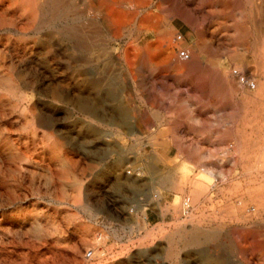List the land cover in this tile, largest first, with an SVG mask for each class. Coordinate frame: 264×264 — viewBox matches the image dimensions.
Returning <instances> with one entry per match:
<instances>
[{"label":"rangeland","instance_id":"obj_1","mask_svg":"<svg viewBox=\"0 0 264 264\" xmlns=\"http://www.w3.org/2000/svg\"><path fill=\"white\" fill-rule=\"evenodd\" d=\"M211 1L143 0L145 6L150 3V14L142 15L127 9L132 0H61L66 14L53 25L45 19L41 0H0V264H260L255 249L241 251L232 232L239 227L243 238L264 250V113L251 106L236 116L233 126L227 125L232 117L216 114L227 105L221 95L208 91L214 75L210 74L216 71L208 66L241 64L255 69L262 64L264 0H238L235 12L245 18L232 27L222 26L225 13L209 11ZM208 12L215 22L213 30H224L228 45L217 54L232 58L229 66L218 59L211 63L199 59L179 71L165 58L164 49H151L158 39L155 31H164L168 22L175 26L171 37L184 35L176 25L188 30L186 23L199 39ZM75 15L81 17L74 23L77 36L70 37L63 29ZM230 30L244 33L233 39ZM152 36L155 40H147ZM184 38L175 51L192 48L183 46L190 41ZM249 51L253 62L238 61ZM206 67L210 72H204ZM167 70L179 76L188 96L178 95L179 87L169 96L159 86L145 88L144 73L161 75ZM225 91L238 100L232 87ZM211 94L219 100L213 118L225 121L219 124L229 126L232 140L195 143L178 136L166 140L163 133L168 128L156 126L161 114L155 109L197 105ZM153 96L160 101L153 103ZM170 97L176 100L170 102ZM117 106L126 112V127L132 133L123 130ZM202 116L197 122L206 120ZM152 117L155 125L147 122ZM235 136L240 138L241 154L230 160L233 150L222 154L217 144L231 146ZM180 164L189 169L188 180L200 168H211L217 177L230 175L235 181L218 180L219 190H209L189 217L181 216V198L171 188L172 181L182 178ZM156 192L163 199L159 203L150 199ZM239 199L245 201L246 220L232 215ZM165 206L168 211L162 215L159 208ZM180 226L177 237L174 232Z\"/></svg>","mask_w":264,"mask_h":264},{"label":"bare ground","instance_id":"obj_2","mask_svg":"<svg viewBox=\"0 0 264 264\" xmlns=\"http://www.w3.org/2000/svg\"><path fill=\"white\" fill-rule=\"evenodd\" d=\"M123 1V0H122ZM260 1V0H259ZM263 1V0H262ZM28 2V1H27ZM255 2V1H254ZM261 2V1H260ZM259 2V3H260ZM34 3V2H33ZM64 3V2H63ZM63 3L61 2V0H41V4L45 6V11H44V16H45V19H47L48 17V20L49 22H55L57 19H59L61 16H63V14H66L65 11H63L61 8L63 6ZM251 3V1H250ZM264 3V1H263ZM32 4V3H31ZM125 4V3H124ZM152 4V3H151ZM9 5V4H8ZM186 5V4H185ZM205 5V4H204ZM244 5V4H243ZM246 5V4H245ZM36 6V5H35ZM114 6V5H113ZM116 6V5H115ZM124 6V5H123ZM149 6H150V3H149ZM149 6L148 5H144L143 3V0H132V3L129 4L127 6V9L128 8H131V9H137L138 10V13L140 14H147L149 12ZM261 6V5H260ZM104 7V6H102ZM125 7V6H124ZM189 7V6H188ZM209 11L212 10L213 12L216 13H225V15H227V17H224L222 19V26H226V27H232L234 25H236L237 23H240L242 22V20L245 18V16L243 15L242 12H235L236 9L238 8V0H214V1H211V3L208 4V6H206ZM246 7V6H245ZM262 7V6H261ZM66 8V7H65ZM113 8V7H112ZM180 8V7H179ZM68 9V8H67ZM207 9V10H208ZM6 10V9H5ZM4 10V11H5ZM71 10V9H70ZM75 10V9H74ZM254 11V9H253ZM257 11V10H255ZM38 12V11H37ZM125 12V11H124ZM70 14V13H69ZM150 14V13H148ZM256 15V14H255ZM117 16V15H116ZM173 16V15H172ZM171 17V16H170ZM191 17V16H190ZM253 17V16H252ZM259 17V16H258ZM262 17V16H261ZM260 17V18H261ZM81 17H79L78 15H75L71 18L72 20V23H68L64 29H63V33L70 36V37H75L77 36V31L75 29V26H74V23L76 21H78ZM132 18V17H131ZM140 19V18H139ZM256 19V18H255ZM82 20V19H81ZM165 20V19H164ZM168 20V19H167ZM183 20L186 21V22H190V21H187L186 17H183ZM218 20V19H217ZM247 20V19H246ZM66 21V20H65ZM136 21V19H135ZM253 21V19H252ZM58 22V21H57ZM130 22V21H129ZM134 22V21H133ZM167 23V22H166ZM165 23V24H166ZM215 23V22H214ZM132 24V23H131ZM136 24V23H135ZM141 24V23H140ZM163 24V23H162ZM217 24V23H216ZM258 25V23H256ZM255 24V25H256ZM33 25V24H32ZM54 25V24H53ZM263 25V24H262ZM134 26V25H133ZM137 26V25H136ZM165 26V25H164ZM242 26V25H241ZM245 26V25H244ZM260 26V25H259ZM149 27V26H148ZM247 27V26H246ZM1 28V27H0ZM45 28V27H44ZM152 28V27H151ZM164 28V27H163ZM219 29V27H217ZM222 28V27H221ZM234 28V27H233ZM264 28V27H263ZM153 29V28H152ZM245 29V28H244ZM262 29V28H261ZM260 29V30H261ZM137 30V29H136ZM135 30V31H136ZM175 30V26L173 25L172 22H168L166 24V28L164 31H161V30H156L155 31V36L158 38L157 39V42H156V45L151 48L152 50H156L157 51H160L162 49H164V51L162 52L163 55H165V58H168L170 59V61L172 62V65L174 67V69L176 70H185L186 68H189L191 67L193 64L196 63V61L199 60V53H202V52H206V48H207V45H206V42L208 41H205L204 38H203V33L201 32L200 33V40L199 42L197 43L196 45V48L192 47V48H189L188 51L185 53H187V58H183L180 56L179 52H180V49H178L177 51H175V49H177V47H179L180 43L183 42L186 38H184V35H182L181 33H176L174 36L171 37V34H173ZM217 30V29H216ZM246 30V29H245ZM250 30V29H249ZM248 30V31H249ZM132 31V30H131ZM135 31H132L133 33ZM214 31V30H213ZM224 31V30H223ZM231 31V30H230ZM264 31V30H262ZM4 32V31H3ZM6 32V31H5ZM8 32V31H7ZM215 32V31H214ZM228 32V31H227ZM229 33V32H228ZM244 33V32H243ZM243 33H238L236 30L235 31H231L230 34L228 35L230 38L233 37V39H237L241 36V34ZM250 33V32H249ZM128 34V33H127ZM135 34V33H134ZM264 34V33H263ZM129 35V34H128ZM132 36V35H131ZM139 36V35H138ZM218 36V35H217ZM133 37V36H132ZM221 37V36H220ZM227 37V38H229ZM124 38V37H123ZM130 38V37H128ZM134 38V37H133ZM218 38V37H217ZM115 39V38H114ZM119 39V38H118ZM136 40V39H135ZM155 40V38H154ZM163 40V43H161ZM247 40V39H246ZM260 40V39H259ZM128 41V40H127ZM152 41V40H151ZM214 41V40H213ZM229 41V40H228ZM258 41V40H257ZM46 42V41H45ZM135 42V41H134ZM149 43V42H148ZM152 43V42H151ZM49 44V43H48ZM126 44V43H125ZM129 45V44H128ZM133 45V44H132ZM161 45L163 48H161ZM228 45V44H227ZM226 45V46H227ZM259 45V44H258ZM138 46V45H137ZM153 46V45H152ZM125 47V46H124ZM133 47V46H132ZM210 47V46H209ZM229 47V46H228ZM251 47V46H250ZM262 53H264V42H262ZM45 48V47H44ZM140 48V47H139ZM146 48H148L146 46ZM236 48V47H235ZM238 48V47H237ZM124 49V48H123ZM138 49V48H136ZM143 49V48H142ZM149 49V48H148ZM146 49V50H148ZM261 49V48H260ZM133 50V48H132ZM220 50V49H219ZM218 50V51H219ZM251 50V49H250ZM48 51V50H47ZM106 51V50H105ZM124 51V50H123ZM217 51V53H218ZM254 51V50H253ZM92 52V51H91ZM133 52V51H132ZM139 52V50H138ZM153 52V51H152ZM176 52L178 54H176ZM216 52V51H215ZM229 52V51H228ZM250 52V51H249ZM46 53V52H45ZM129 53V52H128ZM160 53V52H159ZM235 53V52H234ZM233 53V54H234ZM254 53V52H253ZM136 54V53H135ZM154 54H157V53H154ZM221 54V53H219ZM247 54V53H246ZM261 54V53H259ZM120 55V54H119ZM162 55V54H161ZM176 55V56H175ZM224 55V56H223ZM135 56V55H134ZM150 56V55H149ZM152 56V55H151ZM225 53H222L220 55V57H218L217 59L221 61V57H225ZM229 56V55H228ZM232 56V55H231ZM155 58H157L156 56H154ZM159 57V56H158ZM255 57V56H254ZM257 57V56H256ZM259 57V56H258ZM151 58V57H150ZM122 59V58H121ZM232 59V58H231ZM89 60V59H88ZM125 60V59H123ZM127 60H128V56H127ZM148 60V59H147ZM159 60V59H158ZM69 61V60H68ZM189 61V63H188ZM258 60H256L257 62ZM262 62V64L258 67H256L255 69H252V68H249L247 67L246 65H241V64H238V65H233L231 67H222L221 65H211L209 64L208 67L212 68L214 67V69L216 70L215 73H212L210 75H213V79L212 81H210V88L208 89V91L212 92V93H215V94H219L221 95V101H224L225 104L227 105V108L224 109V111L221 110H218L216 111V114L217 116H222V115H228V116H231L232 119H229V121H227V125H232L235 123V119H236V116L238 114H240L241 112L243 111H246L248 109H250L251 106H253V110H256L257 113H264L262 112L264 110V56L263 58L260 60ZM255 62V63H256ZM127 63V62H126ZM152 63V62H151ZM185 63V64H184ZM221 63V62H219ZM233 63V62H232ZM73 64V63H72ZM258 65V63H256ZM252 65V64H251ZM72 66V65H71ZM150 66V65H149ZM153 66V65H151ZM159 66V65H158ZM202 67V66H201ZM143 68V67H142ZM147 68V67H146ZM207 68V67H206ZM156 69V68H155ZM208 69V68H207ZM161 71V70H160ZM205 76V75H204ZM210 78V77H209ZM211 79V78H210ZM188 84L189 86L190 85H193V80L192 78L189 79L188 81ZM254 85L252 88H251V85ZM187 85V83L185 84ZM193 87V86H192ZM228 87H232V89L234 90V94H237L239 97H238V100H236V98L234 97V95L231 94V92H227L225 91ZM196 89V88H195ZM61 92V91H60ZM78 92V91H77ZM81 93V92H80ZM97 94V93H96ZM113 94V92H112ZM223 94V95H222ZM74 95V94H73ZM102 95V94H101ZM72 96V94H71ZM111 96V95H110ZM50 97V96H49ZM94 98H96L94 96ZM178 98V96H177ZM182 98V97H181ZM184 98V97H183ZM111 99V98H110ZM52 100V99H51ZM50 100V101H51ZM57 100V99H56ZM80 100V99H79ZM78 100V101H79ZM151 100L153 103H156L158 101H160V99H158L157 97L153 96L151 97ZM170 102H173L175 101L176 99L173 98V97H170L169 98ZM185 100V98H184ZM187 100V99H186ZM76 101V100H75ZM196 101V100H195ZM219 101V100H218ZM64 102V101H63ZM98 102V101H97ZM57 103V102H56ZM67 103V102H66ZM84 103V102H83ZM189 103V102H188ZM192 103V102H191ZM58 104V103H57ZM91 104V103H90ZM94 104V103H93ZM196 104V103H195ZM69 105V104H68ZM217 105V104H216ZM221 105V104H220ZM56 106V105H55ZM71 106V105H70ZM94 107V106H93ZM119 110H121V116H122V122H120V124L122 125V128L123 130L125 129L126 133H132L129 131V129H127V121H126V112L123 111L119 106H117ZM75 108V107H74ZM52 109V108H51ZM105 109V108H104ZM74 110V109H73ZM92 110V109H91ZM217 110V109H216ZM67 111V110H66ZM98 111V110H97ZM53 112V110H52ZM69 112V111H68ZM99 112V111H98ZM199 112V111H198ZM195 111V113L193 114V118H195L196 121L198 120H201V118L203 117L202 116V112L201 113H198ZM55 113V112H54ZM77 113V112H76ZM94 113V112H93ZM104 113V112H103ZM256 113V112H255ZM100 114V113H99ZM105 115V114H104ZM264 115V114H263ZM114 116V115H113ZM111 116L110 120H113L114 117ZM214 116V115H213ZM216 116V115H215ZM223 117V116H222ZM56 118V117H55ZM241 118V117H240ZM256 118V117H255ZM260 118V117H259ZM52 119V118H51ZM50 119V120H51ZM82 119V118H81ZM96 120V119H95ZM109 121V120H108ZM116 121V120H114ZM113 121V122H114ZM207 121V120H206ZM216 122L218 123H222V122H225L223 121L222 119H219L218 120H215ZM263 121V120H262ZM45 122V121H44ZM51 122V121H50ZM37 123V122H36ZM117 123V122H116ZM48 124V123H47ZM55 124V123H54ZM118 124V123H117ZM224 124V123H223ZM91 125V124H89ZM94 125V124H93ZM103 127V126H102ZM56 129V128H55ZM106 129V128H105ZM243 129V128H242ZM261 129V128H260ZM102 130V128L100 129ZM264 130V129H263ZM124 131V132H125ZM233 132V131H232ZM134 133V132H133ZM239 133V132H238ZM102 138V137H101ZM105 138V137H104ZM115 138V137H114ZM137 139V138H136ZM264 139V138H263ZM239 140L240 138L238 136H235L234 137V141H233V145L231 146H227L226 143H222L223 141H220L218 144H217V149L222 153V154H226L228 153V150H233L232 153L229 155V159L230 160H234L238 154H241V149L239 147ZM136 142V141H135ZM263 142V141H262ZM137 143V142H136ZM196 143V141H195ZM264 143V142H263ZM263 146V144H262ZM112 147V146H111ZM185 147V145H184ZM231 147V148H230ZM264 147V146H263ZM113 148V147H112ZM117 149V148H115ZM260 149V148H259ZM245 150V148H244ZM178 151V150H177ZM191 151V150H190ZM261 151V150H260ZM119 152V151H117ZM123 152V151H122ZM198 152V150H197ZM166 153V152H165ZM155 155V154H154ZM153 155V156H154ZM161 156V154H160ZM168 156V155H167ZM168 158V157H167ZM202 158V157H201ZM209 158V157H208ZM260 158V156H259ZM264 158V157H262ZM155 159V157H154ZM163 160V159H162ZM205 160V159H204ZM221 160V159H220ZM229 160V161H230ZM258 160V159H256ZM264 160V159H263ZM212 161V160H211ZM228 161V162H229ZM252 161V160H251ZM255 161V159H254ZM253 161V162H254ZM152 162V161H151ZM174 162V161H173ZM172 162V163H173ZM202 162V161H201ZM204 162V161H203ZM208 162V161H207ZM205 163V162H204ZM222 163V162H221ZM122 164V163H121ZM150 164V163H149ZM209 164V163H208ZM169 165V164H168ZM255 165V164H254ZM119 166V165H118ZM179 166V169L182 171V178L180 180H176V181H172L171 182V188L174 189L175 191H178L177 193V197L178 198H181V205H180V208H179V212L181 214V216H185V217H189L191 215V212L193 211V209H195L196 207H198L202 202H204L205 199H207L208 197V192L209 190H219V187H218V180L221 181V182H234L235 181V178L232 177L231 179L224 176V175H220V177H217L216 176V172L211 169V168H200V170L198 171V173H196L194 175V177L191 179V180H188L189 178H187V172H188V168L187 166L185 165H178ZM214 166V165H213ZM217 166L219 167V165L217 164ZM221 166V165H220ZM263 166V165H262ZM261 166V167H262ZM152 167V166H151ZM210 167V166H209ZM217 167V168H218ZM257 168L256 166H253V168ZM168 168V167H167ZM260 168V167H258ZM153 169V168H152ZM263 169V168H262ZM138 170V169H137ZM215 170H218L215 168ZM254 170V169H253ZM119 171V170H118ZM132 171V170H131ZM251 171V170H250ZM255 171V170H254ZM137 172V171H136ZM165 172V171H163ZM243 172V171H242ZM244 172L246 173V171L244 170ZM248 172V171H247ZM176 173V172H174ZM173 174V173H172ZM181 174V173H180ZM244 174V173H243ZM137 176H141L140 174V171H138L136 173ZM135 175V176H136ZM259 175V174H258ZM247 177V176H246ZM255 177H257L255 175ZM259 177V176H258ZM136 178V177H135ZM162 178V177H161ZM137 180V179H136ZM156 180V179H155ZM119 181V180H118ZM258 182V181H257ZM128 183V182H127ZM159 183V182H158ZM238 184V183H237ZM236 184V185H237ZM235 185V186H236ZM153 186V185H152ZM158 186V185H157ZM263 186V185H262ZM162 188V187H160ZM166 188V187H165ZM253 188V187H252ZM259 188V187H258ZM264 188V187H263ZM167 189V188H166ZM223 189V188H222ZM235 189V188H233ZM251 189V188H250ZM257 189V188H256ZM260 189V188H259ZM168 190V189H167ZM222 191V190H221ZM227 191V190H226ZM229 191V190H228ZM252 191V190H251ZM264 191V190H263ZM160 192V191H159ZM173 192V191H172ZM216 192V191H215ZM232 193H234L233 191H231ZM247 192V191H246ZM254 192V191H253ZM152 193V192H151ZM187 193V194H185ZM264 193V192H263ZM164 194V192H163ZM181 194V195H180ZM185 194V196H183ZM244 194V193H243ZM246 194V193H245ZM223 195V194H222ZM225 195V194H224ZM229 195V194H228ZM233 195V194H232ZM238 195V194H237ZM250 196V195H249ZM149 197V196H148ZM237 197V196H235ZM261 197V196H260ZM259 197V198H260ZM248 198V197H247ZM148 199V198H147ZM151 200L155 201L156 203H159L160 200L162 199V196L160 193H157L155 195H153L151 198ZM261 199V198H260ZM163 200V199H162ZM211 200V199H210ZM232 200V199H231ZM258 200V199H257ZM264 200V199H263ZM249 201V200H248ZM213 202V201H212ZM255 202V201H254ZM253 202V205H255ZM233 203V202H232ZM245 201L244 199H239L237 201V205L236 207L234 206V209L232 210V215H235L237 216L238 218H241L243 220H246L247 218V213H246V209L243 207ZM262 203V202H261ZM178 204V203H177ZM204 204V203H203ZM202 204V205H203ZM250 204V203H248ZM252 205V204H251ZM252 205V206H253ZM259 205V204H258ZM173 206V205H172ZM175 206V205H174ZM178 206V205H176ZM219 206V205H218ZM261 206V204H260ZM259 206V207H260ZM169 207V205H168ZM168 207L165 206V207H160L159 210H160V213L162 215H164L167 211H168ZM195 207V208H194ZM264 207V206H262ZM172 208V207H171ZM252 208V207H251ZM249 208V212H250V209ZM201 209V208H200ZM158 210V211H159ZM196 210V209H195ZM194 210V211H195ZM204 210V209H203ZM216 212V210H215ZM251 213V212H250ZM169 214V213H168ZM172 214V213H171ZM178 214V213H176ZM179 214V216H180ZM194 214V213H193ZM192 214V216H193ZM202 214V213H201ZM259 214V213H258ZM195 215V214H194ZM197 215V214H196ZM215 215V214H214ZM228 215V214H227ZM226 215V216H227ZM231 214H229L230 216ZM253 215V214H251ZM199 216V214H198ZM249 217V216H248ZM253 217V216H252ZM256 217H258L256 215ZM260 217V216H259ZM236 218V217H235ZM234 218V219H235ZM264 218V217H263ZM250 219V218H248ZM257 219V218H256ZM179 220H181L179 218ZM178 220V221H179ZM192 220V218H191ZM250 221V220H249ZM174 222V221H173ZM176 222V221H175ZM180 222V221H179ZM184 222V221H183ZM198 222V221H196ZM191 223V222H190ZM193 223V221H192ZM162 224H164L162 222ZM181 224V223H179ZM175 225V224H173ZM196 225V224H195ZM159 226V225H158ZM157 226V227H158ZM161 226V225H160ZM198 226V225H196ZM200 226V225H199ZM187 227V226H186ZM193 227V226H192ZM220 227V226H219ZM181 228L180 227H177V231L174 232L175 235L178 234L179 232V229ZM191 228V227H190ZM196 228V227H195ZM223 228V227H222ZM241 228V227H240ZM251 228V227H250ZM254 228V227H253ZM160 229V228H159ZM165 229V228H163ZM182 229V228H181ZM192 229V228H191ZM211 229V228H210ZM239 227H235L233 228V232H232V237L235 241H238L239 244H240V249L241 251L247 253L251 250H254L258 253L257 257H258V260L260 261V264H264V250L260 247V245H253L251 244L250 242L247 241L246 238H243L242 235L240 234V232L238 231ZM257 229V228H256ZM259 229V228H258ZM262 229V228H261ZM264 229V228H263ZM240 230V229H239ZM150 231V230H149ZM163 231V230H162ZM147 232V231H146ZM152 232V230H151ZM199 232V231H198ZM203 232V230L201 231ZM248 232V231H247ZM261 232V231H260ZM181 233V232H180ZM193 233V232H192ZM197 233V232H196ZM250 233V232H249ZM256 233V232H255ZM262 233V232H261ZM167 234V233H164V235ZM189 234V233H188ZM186 234V236L188 235ZM194 234V233H193ZM215 234V233H214ZM220 234V233H219ZM254 234V233H253ZM146 236L147 235H150V233L147 232V234H145ZM181 235V234H180ZM191 235V234H190ZM212 236V235H210ZM219 236V235H218ZM161 237V236H160ZM178 237V235H177ZM192 238V237H191ZM209 238V237H208ZM216 238V237H215ZM167 239V237H166ZM177 239V238H176ZM179 239V238H178ZM152 240V238H151ZM188 240V239H187ZM179 241V240H178ZM207 241V239H206ZM165 242V241H164ZM263 242V241H262ZM152 243V241H151ZM181 243V242H180ZM172 244V243H171ZM198 244V243H197ZM185 245V244H184ZM203 245V244H202ZM205 245V244H204ZM207 245V244H206ZM205 245V246H206ZM166 246V245H165ZM192 246V245H191ZM153 247V246H152ZM168 247V246H167ZM190 247V246H188ZM208 247V246H207ZM149 248V247H148ZM184 248V247H183ZM186 248V247H185ZM231 248V246H230ZM147 249V248H146ZM164 249V248H163ZM178 250V249H177ZM176 250V251H177ZM175 251V252H176ZM168 255V254H167ZM178 255V254H177ZM251 255V254H250ZM164 257V256H163ZM175 257V256H174ZM248 257V256H246ZM167 259V258H165ZM179 259V258H178ZM218 259V258H217ZM170 260V259H169ZM183 260V259H182ZM247 260H249V258H247ZM246 260V261H247ZM256 260V261H258ZM151 261V260H150ZM166 261V260H165ZM217 261V260H216ZM244 261V260H243ZM169 262V261H168ZM171 262V261H170ZM174 262V261H173ZM177 262V261H175ZM218 262V261H217Z\"/></svg>","mask_w":264,"mask_h":264},{"label":"crops","instance_id":"obj_3","mask_svg":"<svg viewBox=\"0 0 264 264\" xmlns=\"http://www.w3.org/2000/svg\"><path fill=\"white\" fill-rule=\"evenodd\" d=\"M207 15V26L204 29L203 38L205 41H209L206 42V52L199 53V59L202 63H211L217 61V56H219V54H217V51L221 46L224 47L226 45V41H223V39H225L224 33H222L223 31H212L214 27V19L211 13L208 12ZM185 25L188 27V30H184L183 28H181V26L176 25L178 31L183 32L186 37L190 38V41L185 42L183 46L189 45L196 48V45L199 42L198 33L191 26L187 25L186 23ZM151 39H154V37L152 36L147 38V40L149 41ZM254 60L255 58L252 56V53L249 52L238 61L243 63L253 62ZM221 61L223 63V66H229L232 62L231 59H228L226 57H221ZM204 72H210V70L206 69ZM144 74L145 75H143V78L145 77L147 80H144L143 83L145 85V88H147L148 90L149 88H151V86H159V88L164 89L165 92L163 93H166L167 96H169L170 94H173V92L169 91L176 89L177 87L181 89L183 88L181 86L182 82H180L179 76L173 75L170 70L165 71L161 75H151L148 71ZM156 92H159L161 94L160 91ZM156 92L147 91V93ZM188 94L189 93L182 89V93L178 95L188 96ZM214 96L215 95L213 94L207 96V99L205 101H202L197 105L175 104V107L172 104H168V106L164 107L163 109L161 105H159V107H157L158 109L155 110H158L160 112L161 122L156 126L168 128L164 130L163 133L166 140H171L172 136H178L184 141H200L206 143H214L222 138H225V140H232V132L230 133L229 126L228 128L223 127L213 118V112L215 110L214 105L218 101V97L215 101ZM166 101L167 97L164 98V102ZM195 111L202 112L207 121L204 120L201 122H197L194 118H192L191 114ZM147 118H149V116ZM147 122H149L151 125H155L154 118L152 122L149 119ZM243 130L245 131V133L248 132L245 127H243ZM237 169L240 170L239 166H237Z\"/></svg>","mask_w":264,"mask_h":264},{"label":"built area","instance_id":"obj_4","mask_svg":"<svg viewBox=\"0 0 264 264\" xmlns=\"http://www.w3.org/2000/svg\"><path fill=\"white\" fill-rule=\"evenodd\" d=\"M180 56L183 57V58H187V53H185V50L181 49L180 52H179ZM90 251H88V255H90Z\"/></svg>","mask_w":264,"mask_h":264}]
</instances>
